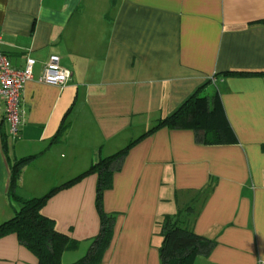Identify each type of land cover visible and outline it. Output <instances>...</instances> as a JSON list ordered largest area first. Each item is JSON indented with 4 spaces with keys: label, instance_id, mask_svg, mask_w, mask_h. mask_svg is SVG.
<instances>
[{
    "label": "crops",
    "instance_id": "crops-1",
    "mask_svg": "<svg viewBox=\"0 0 264 264\" xmlns=\"http://www.w3.org/2000/svg\"><path fill=\"white\" fill-rule=\"evenodd\" d=\"M0 48L18 68L35 59L14 139L0 99V223L16 196L41 197L131 143L103 193L115 222L98 264H161L157 224L189 204L181 221L215 242L192 264L264 261V0H0ZM51 55L71 72L63 87L38 80ZM216 93L231 142L167 126L145 135L190 96ZM30 155L12 194L13 166ZM96 181L84 175L42 207L79 242L63 264L99 233ZM0 264L37 258L10 233Z\"/></svg>",
    "mask_w": 264,
    "mask_h": 264
},
{
    "label": "trees",
    "instance_id": "trees-1",
    "mask_svg": "<svg viewBox=\"0 0 264 264\" xmlns=\"http://www.w3.org/2000/svg\"><path fill=\"white\" fill-rule=\"evenodd\" d=\"M163 126L191 128L194 130L196 141L202 144H225L232 141V131L222 111L217 93L211 99L195 94L190 96L172 114L158 119L145 135ZM130 145L131 143L116 153L92 163L80 175L52 188L41 197L24 199L16 196L18 208L11 218L0 223V237L10 233L16 234L20 244L37 258V264H63L62 254L75 250L79 242L58 231L54 220L42 213V207L57 189L73 184L84 175L94 173L97 175L95 206L100 217L99 233L91 239L85 255L70 264H98L110 243L115 222V214L106 213L102 209L103 193L111 187L112 175L120 170ZM33 157L26 156L15 162L10 186L12 194L19 178L20 168L29 163ZM182 211L191 213L192 204L186 205ZM182 211H178L175 215L163 216L157 224L161 236L159 246L161 264H192L197 256L208 255L215 244L214 240L200 236L184 225L179 218Z\"/></svg>",
    "mask_w": 264,
    "mask_h": 264
},
{
    "label": "built area",
    "instance_id": "built-area-1",
    "mask_svg": "<svg viewBox=\"0 0 264 264\" xmlns=\"http://www.w3.org/2000/svg\"><path fill=\"white\" fill-rule=\"evenodd\" d=\"M34 64L35 59L26 57L22 68L15 67L0 48V99L3 102V117L8 134L12 139L18 136L23 122L21 92L25 82L33 78ZM70 77V70L60 65L59 57L51 55L38 80L63 87ZM258 264H264V261L260 260Z\"/></svg>",
    "mask_w": 264,
    "mask_h": 264
},
{
    "label": "rangeland",
    "instance_id": "rangeland-1",
    "mask_svg": "<svg viewBox=\"0 0 264 264\" xmlns=\"http://www.w3.org/2000/svg\"><path fill=\"white\" fill-rule=\"evenodd\" d=\"M214 90H215V89H214ZM214 90H212V92H214ZM212 95H213V94H211V95H207V96H205V97H210V98H211Z\"/></svg>",
    "mask_w": 264,
    "mask_h": 264
}]
</instances>
